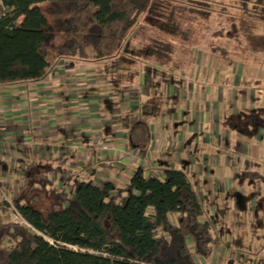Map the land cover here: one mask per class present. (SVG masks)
<instances>
[{
    "label": "trees",
    "instance_id": "1",
    "mask_svg": "<svg viewBox=\"0 0 264 264\" xmlns=\"http://www.w3.org/2000/svg\"><path fill=\"white\" fill-rule=\"evenodd\" d=\"M147 1L0 0V87L42 81L61 60L98 63L122 54ZM134 125L145 144L146 124ZM153 172L136 168L124 186H114L26 164L4 203L24 224L0 208V264L206 261L219 241L190 178L167 166ZM5 191L0 184V195Z\"/></svg>",
    "mask_w": 264,
    "mask_h": 264
},
{
    "label": "rangeland",
    "instance_id": "2",
    "mask_svg": "<svg viewBox=\"0 0 264 264\" xmlns=\"http://www.w3.org/2000/svg\"><path fill=\"white\" fill-rule=\"evenodd\" d=\"M261 1L149 0L124 52L96 66L121 104L139 97L123 115L149 127L174 124L184 134L166 142L163 162L177 163L181 145L190 148L181 156L193 166L186 172L219 241L209 259L195 264H264ZM173 143L175 151H168ZM10 197L0 195V208ZM41 201L45 208L48 199Z\"/></svg>",
    "mask_w": 264,
    "mask_h": 264
},
{
    "label": "crops",
    "instance_id": "3",
    "mask_svg": "<svg viewBox=\"0 0 264 264\" xmlns=\"http://www.w3.org/2000/svg\"><path fill=\"white\" fill-rule=\"evenodd\" d=\"M98 63L61 60L42 81L0 87V184L6 189L4 195H14L16 181L31 162L61 169L60 179L77 174L83 180H105L114 186H124L136 168L153 172L182 165L188 176L186 170L193 166L181 156L190 149L185 144L177 163L163 162L166 142L170 138L182 141L184 134L172 122L164 129L158 120L151 127L146 125L148 141L139 144L143 134L134 128L139 123L136 116L121 113L123 107L128 112L136 109L139 97L133 94L121 104L118 94L108 89L111 81L100 75ZM168 118L175 120V116L174 120ZM131 135L136 137L134 142ZM173 144L168 151H175L177 145ZM200 184V190L204 189Z\"/></svg>",
    "mask_w": 264,
    "mask_h": 264
},
{
    "label": "built area",
    "instance_id": "4",
    "mask_svg": "<svg viewBox=\"0 0 264 264\" xmlns=\"http://www.w3.org/2000/svg\"><path fill=\"white\" fill-rule=\"evenodd\" d=\"M65 176H67L66 174H65ZM14 194H15V192H14ZM6 203H8V202H6ZM6 210H7V212H8V214H9V217H10V221L11 222H14V223H19V224H24V222L21 220V218L16 214V212L12 209V207L11 206H7L6 207Z\"/></svg>",
    "mask_w": 264,
    "mask_h": 264
}]
</instances>
